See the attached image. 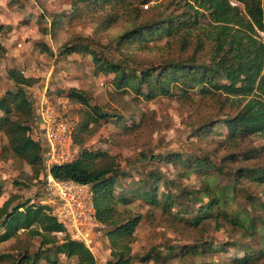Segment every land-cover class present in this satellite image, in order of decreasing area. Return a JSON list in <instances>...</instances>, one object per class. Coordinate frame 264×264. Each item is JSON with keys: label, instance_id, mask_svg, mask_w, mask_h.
Wrapping results in <instances>:
<instances>
[{"label": "trees", "instance_id": "trees-1", "mask_svg": "<svg viewBox=\"0 0 264 264\" xmlns=\"http://www.w3.org/2000/svg\"><path fill=\"white\" fill-rule=\"evenodd\" d=\"M190 1L178 2L176 8L180 13L175 9L164 12L156 20L135 22L117 38L116 45L118 50L142 44L148 47L156 40L185 34L182 36V48L185 49L192 36L190 29L201 28V19L207 12L208 28L204 29L203 39L198 38L192 55L147 68L134 67V63H128L127 57L114 61L95 55L93 60L97 72L113 75L115 91L121 95H134L144 102L161 97L190 102L191 95H225L229 109L220 114L222 119L190 124L192 136L200 139L218 131L223 133L211 153L206 156L151 154L146 158H150L153 168L147 170L142 179L136 180V175L121 170L115 156L104 151H91L85 144L110 123L125 127L130 120L131 124L125 129L129 133L138 132L144 113L135 115L139 119H126V115L105 112L85 93L71 89L62 94L82 107L80 122L73 135L79 156L69 164L53 166L50 172L58 181L90 186L97 217L107 226L104 241L111 258L106 264L168 263L174 259H180L183 264H257L264 259V145L261 153L249 150L224 154L220 166L210 155L219 152L220 147L236 149L241 140L252 136L259 135L264 139V40L261 36L264 34V0ZM133 2L135 0H77L69 12L53 15L51 25L44 31L56 35L89 11L109 9L101 22L107 30L118 22L117 9L131 6ZM150 2L146 0L142 4ZM2 30L0 26V33ZM69 43L63 46L62 55L93 54L89 48ZM206 45H211L212 51L207 62L201 58ZM9 76L16 89L7 90L0 98V131L7 139L2 153L6 158L29 166L33 179L38 180L46 173L44 155L47 149L45 143L33 135L37 115L35 102L27 91L37 81L16 69L10 70ZM257 159L259 163L246 164ZM156 166L159 167L154 169ZM163 167L168 170L164 172ZM223 176L228 177L232 185L215 191L212 185ZM192 177L203 178L205 187L187 186ZM245 183L252 184L251 188H246ZM257 187L263 188L262 192L257 193ZM4 198L0 186V245L14 240L11 248L15 253L1 254L0 264H59L64 256L75 258V264H97L93 253L82 243L67 236L59 238L65 230L49 204L25 201L18 195ZM242 199L246 203H242ZM136 204L148 208L146 216L126 214L129 209L134 210L132 206ZM157 214L163 221L158 224L168 226L178 235H185L184 239L193 240V243L167 246L165 252L156 247L143 255L136 254L133 245L137 229L144 218L156 220ZM211 229L216 233L224 230L230 236L258 237L260 248L247 245L242 249V257L229 262L214 259L218 253L226 252L231 244L204 239L202 234ZM37 239L39 247L34 249Z\"/></svg>", "mask_w": 264, "mask_h": 264}, {"label": "rangeland", "instance_id": "rangeland-1", "mask_svg": "<svg viewBox=\"0 0 264 264\" xmlns=\"http://www.w3.org/2000/svg\"><path fill=\"white\" fill-rule=\"evenodd\" d=\"M76 1L0 0V26L3 29L0 33V98L7 90L16 89L15 83L9 76V71L16 69L24 76L37 81L33 87L27 89L31 99L35 102L37 119L42 112L47 113L50 109L49 114L54 113L60 118H64L75 130L80 122L79 111L82 107L62 96L63 92L71 89L85 93L92 99L93 104L103 107L109 114H123L127 116L126 119H139L135 115L141 116L140 114L144 113L138 132H127L125 128L126 125L131 124L130 120H126L125 127L123 124L121 127L110 123L90 137L85 144V147L91 151H104L115 156L121 170L133 173L137 176L136 180L142 179L146 171L153 168L150 158H146L151 154L183 153L206 156L216 149V142L223 138L222 132L218 131L206 139H200L192 136L193 129L190 124L218 120L220 114L229 109L225 95H191L192 101L190 100V102L162 97L152 102H144L143 99L136 98L134 95H121L115 91L112 85L113 75L105 76L97 72L93 60L95 55L104 56L114 61H121L127 57L128 63H134V67L147 68L180 56L192 55L196 50L198 38L203 39L204 29L208 28L209 13L204 12L205 17L201 19V28L190 29L192 36L185 49L182 48V36L185 34H182L170 39L156 40L148 47L142 44V46H127L124 50H118L117 38L131 28L135 22L145 23L158 19L164 12H173L175 9L177 10L176 7L180 0H151L147 5L142 4L146 0H135L131 6L117 9L118 22L107 30H104V24L102 25L101 22L109 9L104 12L89 11L84 17L74 20L71 25L66 26L56 35L47 34L44 28L51 25L53 15L69 12ZM181 4L183 6L184 3ZM234 5L238 4L234 3ZM261 36L264 40V34L261 33ZM67 43L89 48L93 54L62 55L60 52ZM205 49V52H201L203 55L201 53L199 55L202 60L207 62L212 57L211 45H206ZM43 125L44 123L41 121H35L33 135L37 140L42 139ZM241 141L236 149L225 146L220 147L216 154H210L217 166L221 165V156L229 152L238 153L249 150L262 152L264 139L259 135ZM6 144L7 139L0 131V186L4 190V200L12 195H18L25 201L32 200L36 203L48 204L49 195L45 189L44 174L40 175L38 180H34L33 172L29 166L9 157L6 158L2 153V146ZM75 151H77L75 155L78 157L79 149L77 148ZM259 162L257 159L246 162V164L253 165ZM158 167L156 166L154 169ZM163 169L164 172L168 170L167 167H163ZM15 182L22 183L15 184ZM129 182L125 181V183ZM217 182L212 185L215 191L217 188L232 185L226 176L218 179ZM205 185L203 178L192 177L187 186L203 189ZM245 185L250 189L252 184L245 183ZM262 190L263 188L257 187L255 191L260 193ZM241 201L246 203L243 199ZM132 208L134 210L129 209L130 211L126 214L147 215L148 208L146 207L136 204ZM157 216L156 220L144 218L137 229L136 242L133 245L136 254L143 255L156 247L165 252L167 246L191 245L193 243V240L184 239L185 235H178L168 226L158 224L163 221H161L160 214ZM64 233L59 234L60 239L68 236L65 231ZM202 237L218 244L222 242L231 244L226 252L214 256V259L223 262L242 257V249L247 245L260 248L258 237L241 234L230 236L224 230L216 233L211 229L203 233ZM14 243L15 241L12 240L1 244L0 255L14 254L15 252L11 248ZM38 247L39 240L37 239L34 249ZM93 255L97 264H106L110 260L108 245L103 239L98 241ZM75 263V258L65 256L59 262V264ZM135 264L140 263L136 262ZM150 264H183V261L174 259L168 263ZM257 264H264V259Z\"/></svg>", "mask_w": 264, "mask_h": 264}, {"label": "built area", "instance_id": "built-area-1", "mask_svg": "<svg viewBox=\"0 0 264 264\" xmlns=\"http://www.w3.org/2000/svg\"><path fill=\"white\" fill-rule=\"evenodd\" d=\"M49 113L50 109L47 113L42 112L37 119L44 123L41 140L47 149L44 155V183L49 195L48 204L66 235L94 254L98 241L105 239L107 226L97 217L90 186L74 181H58L50 172L53 166L73 162L77 157V148L74 147V128L57 114Z\"/></svg>", "mask_w": 264, "mask_h": 264}, {"label": "clouds", "instance_id": "clouds-1", "mask_svg": "<svg viewBox=\"0 0 264 264\" xmlns=\"http://www.w3.org/2000/svg\"><path fill=\"white\" fill-rule=\"evenodd\" d=\"M110 253V252H109Z\"/></svg>", "mask_w": 264, "mask_h": 264}]
</instances>
